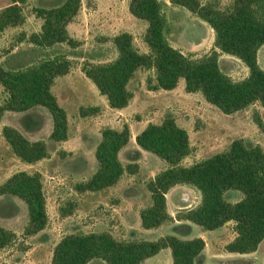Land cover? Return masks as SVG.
Here are the masks:
<instances>
[{"label":"trees","instance_id":"16d2710c","mask_svg":"<svg viewBox=\"0 0 264 264\" xmlns=\"http://www.w3.org/2000/svg\"><path fill=\"white\" fill-rule=\"evenodd\" d=\"M30 0H10L0 10V31L16 27L26 21L25 6ZM207 23L215 33V49L201 57H191L170 41L171 22L163 0H130L129 11L148 22L144 41L149 51L141 52L132 33L123 31L112 37L117 56L110 61L86 63L82 70L106 96L113 109L126 108L134 93L130 81L141 69L152 70L146 82L149 90H173L180 79L185 80L188 93H201L212 105L225 114H232L259 103L264 108V69L258 52L264 45V0H232L226 7L202 0H169ZM82 0H65L53 8H34L43 20L41 31L32 33L29 41L42 48L76 41L70 36L68 25L79 13ZM24 38L26 35H23ZM240 59L248 68L249 76L236 80L220 64V54ZM72 61L64 55L39 60L37 63L9 68L0 62V85L7 96L0 104V119L6 111L28 112L36 107L49 110L53 120L51 138L66 141L69 121L66 109L52 90L58 77L68 74ZM98 106L80 108L82 116H96ZM254 119L263 126L258 112ZM3 135L15 155L33 164L49 157L47 143L32 141L19 129L6 125ZM129 125L121 129L104 127L95 156L99 166L85 181L78 182V193L99 191L117 185L125 174H135L138 163L124 164L120 152L130 142ZM138 146L164 159L168 166L148 182L152 204L141 211L145 229H155L175 220L168 212L167 193L177 185H188L201 194L198 205L179 211L178 220L190 221L204 231L216 230L228 222L235 223V238L226 246L230 253L256 252L264 240V147L248 145L235 139L227 150L218 152L191 165L183 160L193 152L190 135L173 116L160 123H149L136 136ZM237 190L244 194L238 202H231L226 194ZM18 197L28 207L25 236L44 230L49 222L47 197L41 172L18 171L0 185V199ZM74 204L60 208L61 216L70 215ZM14 231L0 225V249L15 242ZM202 237L182 238L167 234L156 240L140 238L119 239L111 232L70 233L55 246L51 264H89L101 260L104 264H143L161 250H171L173 264H197L205 250Z\"/></svg>","mask_w":264,"mask_h":264},{"label":"rangeland","instance_id":"374dc122","mask_svg":"<svg viewBox=\"0 0 264 264\" xmlns=\"http://www.w3.org/2000/svg\"><path fill=\"white\" fill-rule=\"evenodd\" d=\"M65 0H30L25 6L26 21L16 27L0 31V61L9 68H21L56 55L67 56L72 61L68 74L57 78L53 92L59 103L66 109L69 121V138L55 141L51 138L53 120L45 107H36L28 112L6 111L0 119V185L18 171H39L43 176L47 197L49 222L44 230L33 236H25L28 223V207L18 197L0 199V225L14 231L15 242L0 249V264H51L56 244L70 233L111 232L119 239L140 238L156 240L167 234H177L182 238L198 236L203 230L195 224V230L187 224H177L175 220L159 228L145 230L141 223V211L152 204L148 182L153 176L167 168L168 163L151 152L140 153L131 145L122 149L120 159L124 164L138 163L139 169L132 181L133 193L139 196V203L127 207L122 197L126 192L117 191L114 186L99 190L78 193L74 185L88 180L97 170L99 163L95 156L101 140V130L112 125L101 112L96 116H82L80 108L89 107L101 100L105 101L86 77L82 67L86 63H101L113 60L117 56L112 37L123 31L133 34L140 51L147 49L144 35L148 22L133 16L129 11L130 0H82L79 13L68 25L70 36L76 41L72 47L67 43L50 48H42L29 41L32 33L41 31L43 20L36 16L34 8H53ZM168 1V0H166ZM216 2L221 7L228 6L232 0H202ZM10 0H0V10ZM171 22L169 38L171 43L191 57H201L212 52L214 30L188 10L169 4L165 7ZM26 35L24 38L23 35ZM230 54H220L222 69L232 78L241 79L245 75L243 62ZM260 65L264 68V48L259 54ZM152 70L141 69L130 84L131 89H147L146 79ZM7 94L0 85V104ZM147 98L139 110L130 115V122L136 123L146 117L150 121L161 122L167 116H173L181 127L188 130L193 152L183 160L188 166L218 152L227 150L235 139L242 138L248 145L264 147V108L253 104L248 108L225 114L212 105L201 93H188L185 80L180 79L173 92L156 91L147 93ZM135 109L134 107H132ZM137 111V112H136ZM258 112L263 126L254 119ZM123 128L124 116L117 115ZM123 119V120H122ZM6 125L19 129L32 141L43 140L47 143L49 157L30 164L19 159L3 135ZM134 185V184H133ZM183 187L173 190L171 207L184 205L194 199L185 194ZM244 194L229 190L226 197L238 202ZM184 199H189L185 202ZM74 204L73 212L61 216L60 208ZM183 211V210H180ZM175 217L179 213L174 210ZM231 222L222 230L203 233L206 247L197 264H264V242L258 251L250 254L228 255L225 246L234 238L235 230ZM193 232V233H192ZM89 264H104L93 260ZM144 264H173L171 250L165 248Z\"/></svg>","mask_w":264,"mask_h":264},{"label":"crops","instance_id":"0c3cea01","mask_svg":"<svg viewBox=\"0 0 264 264\" xmlns=\"http://www.w3.org/2000/svg\"><path fill=\"white\" fill-rule=\"evenodd\" d=\"M165 3H166V7L169 5V4H171L170 3V1L168 0V1H166V0H163ZM172 5V4H171ZM128 32V31H127ZM36 33V32H35ZM146 46H147V44H146ZM264 48V45L260 48V50H259V52H258V61H259V64H260V59H259V54H260V52H261V50ZM149 51V48H148V46H147V49L146 50H144L143 52H148ZM142 52V51H141ZM229 56H231V55H229ZM232 57H234V56H232ZM236 58V57H235ZM236 59H238V58H236ZM238 60H240V59H238ZM241 61V60H240ZM1 62V61H0ZM242 62V61H241ZM37 63V62H36ZM246 66V65H245ZM262 67V66H261ZM263 68V67H262ZM264 69V68H263ZM244 70H246L245 71V75H244V77L243 78H241V79H244V78H246L247 76H249V68L246 66L245 68H244ZM138 73V72H137ZM136 77V76H135ZM134 77V78H135ZM133 78V79H134ZM132 79V80H133ZM235 79V78H234ZM240 78L239 79H236V80H241ZM57 80V79H56ZM132 80L130 81V83H129V88H130V84H131V82H132ZM55 83H56V81H55ZM55 85V84H54ZM179 85V84H178ZM177 88V87H176ZM175 88V89H176ZM131 89V88H130ZM175 89H173V90H158L159 92H161V91H164V92H173V91H175ZM52 90H53V87H52ZM132 91H133V93H134V96H133V98H132V100L130 101V104L126 107V108H123V109H113V108H111L110 106H109V104H108V100L107 99H104L105 101H103V100H101L99 103H95L94 105H91V106H98V107H100L101 108V110H102V114L101 115H103V117H104V119L108 122V123H111L112 125H109V127H112V128H115V129H121L122 127H120L119 125H116V124H119V120H117V115H120V116H124V122H126V124L127 125H129V128H130V132H131V138H130V142H129V144L127 145V146H129V145H131V146H133L134 148H135V150H137L138 152H140V153H144V152H146L145 150H143V149H141L139 146H138V144L136 143V136L141 132V131H143L144 129H145V127L149 124V123H160V122H154V121H150L149 119H146V117H142V118H140L136 123H132V122H130V115L129 114H131L133 111H135V110H139V108L140 107H142L143 106V104H144V102H145V98H147L148 96H147V93H150V92H156V91H153V90H149L148 88L147 89H143V88H141L140 89V91L139 90H136V89H131ZM101 94V93H100ZM101 96L103 97V98H105L104 97V95H102L101 94ZM132 107H134L135 109H133ZM136 111V112H137ZM123 120V119H122ZM176 121H177V119H176ZM177 123L179 124V122L177 121ZM124 125H125V123H124ZM185 127V126H184ZM186 129V128H185ZM190 135V134H189ZM126 146V149L128 148ZM125 149V148H124ZM148 152V151H147ZM135 175H136V173L135 174H125L123 177H122V179H121V181L117 184V185H115L114 187L115 188H117L116 190L117 191H119V192H126V193H128L127 195H125V197L123 196L122 197V199H123V202H126V206L127 207H130V206H134V208H135V204H137V203H139V196H135V194H130V193H133V189L136 187L135 186V184L136 183H138V182H134L133 183V181H132V179H133V177H135ZM155 178V175L153 176V178L152 179H154ZM134 184V185H133ZM183 187V189L186 191L185 192V194H187V195H190V194H192V196H194V199H191V202L190 203H188V204H184V205H182V204H180V205H175L174 206V208H172L171 207V199H170V195H172V192H173V190H175L176 188H178V187ZM166 197H167V205H168V212L174 217V219H175V222L177 223V224H187V225H189V226H192V229H193V231L195 230V224L194 223H192V222H190V221H185V220H178V219H176V217H175V213H174V210L176 209V212H178V211H180V210H183V209H189V208H192V207H194V206H196V205H198L199 203H200V201H201V194H200V192L198 191V190H196L195 188H193V187H190V186H188V185H177V186H175V187H173L168 193H167V195H166ZM241 200V199H240ZM184 201L185 202H187V201H189V199H184ZM231 222H233V221H230V222H228L227 224H229V223H231ZM226 224V225H227ZM233 224H235V223H233ZM226 225H224V226H222V227H220V228H218V229H216V231H218V230H222L223 228H225V226ZM161 227V226H160ZM145 230H151V229H145ZM213 231H215V230H213ZM193 233V232H192ZM203 233H206V231H204V230H201V231H199V233H198V236L197 237H202V238H204L203 237ZM235 236H236V233H235ZM235 236H234V238H235ZM188 238H193V235L192 236H190V237H188ZM234 238H232L230 241H232ZM205 240V239H204ZM229 241V242H230ZM264 242V240L262 241V243ZM207 244V243H206ZM260 246H261V244H260ZM259 246V247H260ZM259 249V248H258ZM162 251V250H161ZM258 251V250H257ZM256 251V252H257ZM204 252H205V250H204ZM203 252V253H204ZM253 253H255V252H253ZM227 254L229 255H233V254H239V253H230V252H228L227 251ZM203 255V254H202ZM150 258H152V257H150ZM150 258H148V259H150ZM148 259H146V260H148ZM145 262V261H144ZM144 264V263H143Z\"/></svg>","mask_w":264,"mask_h":264}]
</instances>
